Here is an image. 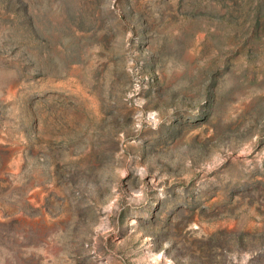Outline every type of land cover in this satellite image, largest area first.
<instances>
[{
  "label": "rangeland",
  "instance_id": "obj_1",
  "mask_svg": "<svg viewBox=\"0 0 264 264\" xmlns=\"http://www.w3.org/2000/svg\"><path fill=\"white\" fill-rule=\"evenodd\" d=\"M0 264H264V0H0Z\"/></svg>",
  "mask_w": 264,
  "mask_h": 264
}]
</instances>
